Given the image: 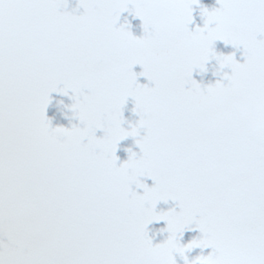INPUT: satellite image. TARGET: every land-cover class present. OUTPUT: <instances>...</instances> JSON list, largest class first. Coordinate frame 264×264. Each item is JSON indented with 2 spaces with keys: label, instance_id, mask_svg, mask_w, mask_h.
Returning a JSON list of instances; mask_svg holds the SVG:
<instances>
[{
  "label": "snow or ice",
  "instance_id": "snow-or-ice-1",
  "mask_svg": "<svg viewBox=\"0 0 264 264\" xmlns=\"http://www.w3.org/2000/svg\"><path fill=\"white\" fill-rule=\"evenodd\" d=\"M217 4L0 0V264H264V0Z\"/></svg>",
  "mask_w": 264,
  "mask_h": 264
},
{
  "label": "flooded vegetation",
  "instance_id": "flooded-vegetation-1",
  "mask_svg": "<svg viewBox=\"0 0 264 264\" xmlns=\"http://www.w3.org/2000/svg\"><path fill=\"white\" fill-rule=\"evenodd\" d=\"M77 4V0H69V5L70 8H74L76 7ZM200 4H202L203 6H205L206 8H208L209 10H211L214 7H218L217 4V0H200ZM80 11H82V9H80ZM201 10L199 7H195V10L193 12V16H194V23L192 25H190L191 28H195L196 26H203V18L201 17L200 14ZM125 18H127V20L130 21L131 23V31L135 36H141L143 34V29H142V22L139 20V18H133L131 15H129V13L125 12L121 14V23L124 22ZM215 49L218 53H223V54H230L235 52L236 54V59L240 60L242 62V50H236L234 49L231 45H225L222 41H217L216 45H215ZM218 67V65L216 64L215 60H212L211 62H209V64L207 65L208 71L203 73V74H199V73H194V78L198 81V82H202V84L207 85L209 83H215V81L217 79H219L218 76L213 75L214 71L216 70V68ZM134 71L136 72H140L142 71L141 67L139 65L134 66ZM139 83L141 84H145L148 83L147 79L145 77H139L138 78ZM53 101L52 104L48 107L47 109V115L49 117L52 118V123L53 126H65V127H71L72 124L75 123H79L78 120H69L68 117L71 116V112L66 109L63 108L62 105H59L57 102L58 101H63L64 104H71L72 101L67 97V96H62L60 94L57 93H53ZM134 107V103L132 101L131 98H129L124 110H123V114H124V118L126 121L135 123L139 117L133 113L132 109ZM129 125L126 123L124 125V127H128ZM100 133L98 132V135ZM132 147L134 151H139L138 147H136L134 145V141L133 138L128 137L125 140L120 142V145L118 147L117 150V156L120 158V161H123L125 159H127V152L125 151V149ZM146 183H148L149 185L152 184V181L150 179L145 181ZM142 191V190H141ZM172 204L171 202L169 204H164L163 202H161L160 204H158L157 208L158 210L160 209H164L167 210L169 207H171ZM164 222H159V223H153L152 225H149V235L153 236V242L154 243H159L161 242L164 238H166L167 233H159L158 229L164 227ZM199 235L198 231H186L184 233V236L182 238V243H187L189 242L193 237H196ZM210 251V249H205L204 250V254H207ZM201 250L199 248L194 249L191 253H189V257H195L196 255L200 254ZM178 259V264H183L182 260Z\"/></svg>",
  "mask_w": 264,
  "mask_h": 264
},
{
  "label": "clouds",
  "instance_id": "clouds-1",
  "mask_svg": "<svg viewBox=\"0 0 264 264\" xmlns=\"http://www.w3.org/2000/svg\"><path fill=\"white\" fill-rule=\"evenodd\" d=\"M54 154H56V153H54Z\"/></svg>",
  "mask_w": 264,
  "mask_h": 264
}]
</instances>
